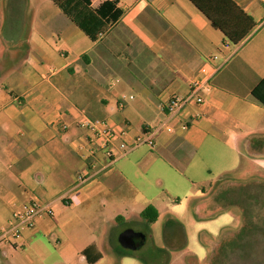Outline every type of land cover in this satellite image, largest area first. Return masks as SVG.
<instances>
[{
  "label": "crops",
  "instance_id": "1",
  "mask_svg": "<svg viewBox=\"0 0 264 264\" xmlns=\"http://www.w3.org/2000/svg\"><path fill=\"white\" fill-rule=\"evenodd\" d=\"M32 1L0 9V229L35 198L51 213L16 240L0 236V264H107L112 248L130 258L110 242L118 222L200 199L238 169L240 143L264 155V105L253 94L264 97V0H232L254 22L237 44L189 0H116L123 14L96 41L53 0ZM201 66L212 85L205 103L161 110L158 102L188 94ZM88 120L123 127L128 139L165 121L175 130H157L152 147L84 158L75 144ZM253 163L264 168V157ZM218 197L206 203V224L231 220L216 211ZM90 245L95 262L83 253Z\"/></svg>",
  "mask_w": 264,
  "mask_h": 264
},
{
  "label": "rangeland",
  "instance_id": "2",
  "mask_svg": "<svg viewBox=\"0 0 264 264\" xmlns=\"http://www.w3.org/2000/svg\"><path fill=\"white\" fill-rule=\"evenodd\" d=\"M36 4L37 2L34 3L32 0H0V9L29 8L35 7ZM240 149L242 156L238 169L229 174H224L219 178V182L212 184L209 190L205 189L200 199L190 200L184 206L175 207L174 213L159 217L147 227L136 221L138 220L136 216L128 219L125 224L118 222L117 226L119 225L120 228L129 227L150 232L151 239L149 241L145 240L144 244H141L134 252L142 253L154 249V247H170V242L163 240L166 232L164 223L166 219L170 218L180 223L188 236L187 247L176 252V255L181 257L180 263L182 264H235L236 256L238 259V257L241 258L246 255L245 251L240 249L241 244L248 246L249 253L247 255L251 256V259L246 262L244 259L237 261V264H264L262 246L257 247L258 242L261 245L264 242V234H261L264 228V206L256 203L257 206L252 208L250 212L246 210V205L251 202L249 196L252 193L264 194V168L253 163L254 159L264 157V155L248 153L245 143H240ZM224 189L229 191L224 192L225 194L221 193L220 190ZM239 192L240 196L237 198ZM217 197L218 206L216 211H228L231 220L219 219L206 224L203 222L207 219L205 215L209 213L205 210L206 203L209 199L215 200ZM228 199L235 201H233L234 203H228ZM236 201H239V203ZM246 211H248V215ZM245 221L249 222L248 226L244 227L243 235L245 236L243 238L250 240L248 243L241 240L242 238L235 240L238 231L245 225ZM172 240L173 244H181V241L177 240V236L176 239L174 236ZM233 251L235 252L233 253ZM235 254L236 256H234ZM129 257L121 260V256L112 248L106 260L107 264H144L140 258L134 255Z\"/></svg>",
  "mask_w": 264,
  "mask_h": 264
},
{
  "label": "built area",
  "instance_id": "3",
  "mask_svg": "<svg viewBox=\"0 0 264 264\" xmlns=\"http://www.w3.org/2000/svg\"><path fill=\"white\" fill-rule=\"evenodd\" d=\"M209 78L208 70L206 67L201 66L198 73L189 80L188 94L183 98L172 96L167 100L160 101L158 102L159 108L173 115L179 112L185 105H203L206 101L207 94L212 88ZM124 103L125 95H121L118 100V106L123 107ZM195 113L194 117L204 114L201 110H197ZM84 125L88 130L84 136V140L77 141L75 144L76 151L84 158L90 156L95 149L103 150L105 156L112 159L115 155L114 151L117 152V155H122L137 145L144 144L152 147L154 146L153 134L157 130L163 128L168 133H173L175 130L174 126L165 121L154 129L144 128L141 133L132 139H128L125 128L111 125L106 121L88 120ZM188 125L187 119H180L178 123L179 129H187ZM66 127V125L61 126L62 129ZM77 177L79 184H82L85 180L84 174L79 173ZM75 200L77 201V199ZM50 213L51 210L47 204L42 203L36 198L32 199L21 210L14 212L13 219L8 225L0 229V236L8 237L10 240H16L21 237L24 230L33 228L39 217Z\"/></svg>",
  "mask_w": 264,
  "mask_h": 264
},
{
  "label": "trees",
  "instance_id": "4",
  "mask_svg": "<svg viewBox=\"0 0 264 264\" xmlns=\"http://www.w3.org/2000/svg\"><path fill=\"white\" fill-rule=\"evenodd\" d=\"M189 1L206 16L214 28L222 32L231 44L239 43L254 25L251 17L246 15L232 0ZM53 2L93 41H96L99 34L106 32L123 14V9L117 6L116 0H105L97 7H92L90 0H53ZM85 56L82 55L81 58L86 59ZM258 92L260 91H253L254 97L264 105V97H261ZM157 217V210L151 205L140 212V218L146 227L154 223ZM119 228V225L111 228L110 242L121 254H127L114 239ZM93 247L94 245H90L83 250L89 262H95L100 258V254L94 259L88 257V251Z\"/></svg>",
  "mask_w": 264,
  "mask_h": 264
},
{
  "label": "flooded vegetation",
  "instance_id": "5",
  "mask_svg": "<svg viewBox=\"0 0 264 264\" xmlns=\"http://www.w3.org/2000/svg\"><path fill=\"white\" fill-rule=\"evenodd\" d=\"M239 196H240V192L238 193L237 198ZM249 199L251 200V202L246 205V208H247L246 210H248L249 212L252 210V208L257 206L256 203L261 204V205L264 206V194H260L258 192H255V193H252V195L249 196ZM233 201H235V200H233ZM236 202L239 203V201H236ZM248 211H246L247 215H248ZM210 216H212V214L209 215V217ZM248 222L249 221H247V222L245 221V225H243L242 228L238 231L237 238L235 240H237V239L239 240V239L242 238L241 240H245V242H247V243L250 242V240H247L246 238H243L245 236V235H243L244 227L248 226ZM126 229H129V227L120 228L115 233L114 239H115V242L117 244L120 245L119 240H118L119 236ZM164 229H165L166 232L164 233L163 240L165 242L168 240L170 242V244H171L170 247H165V246H163V247H154V249L146 250V252L135 253L134 251L136 249H138V247L141 244H144L145 240L149 241V239H151V235H150L149 231H147V230H136V229H133V230L135 232L143 233L145 238L143 240L134 238V243L136 245L135 248H127V247H123L121 245L120 246L125 249V251L127 253L126 255H134V256L140 258V260H142L144 264H182V263H180L181 262V257L177 256L176 252H178L180 249L186 248L187 245H188V236L186 235L185 229H183V226L180 225V223H178L176 221H173L170 218L165 220ZM166 229L167 230L169 229V230L167 231ZM262 230H263V233H261V234H264V228ZM174 236H175V239H176V236H177V240L181 241L180 245L172 243L173 242L172 238H174ZM170 240H172V241H170ZM260 246H262L261 250L264 251V242L262 243V245H261L260 242H258L257 243V247H260ZM240 249L244 250L246 255L242 254L243 256L241 258L238 257V259H237V256L235 254L234 255V256H236L235 264H237V261H242L243 259H244L245 262L246 261H250V259H251V256L247 255L249 253L247 245L241 244L240 245ZM234 252L235 251H233V253ZM223 262H224V259H223ZM226 262H228V261L226 260ZM222 264H224V263H222Z\"/></svg>",
  "mask_w": 264,
  "mask_h": 264
},
{
  "label": "water",
  "instance_id": "6",
  "mask_svg": "<svg viewBox=\"0 0 264 264\" xmlns=\"http://www.w3.org/2000/svg\"><path fill=\"white\" fill-rule=\"evenodd\" d=\"M134 238L143 240L145 238L144 234L141 232H135L133 229L129 228L126 229L120 236H119V243L123 247L127 248H135Z\"/></svg>",
  "mask_w": 264,
  "mask_h": 264
}]
</instances>
